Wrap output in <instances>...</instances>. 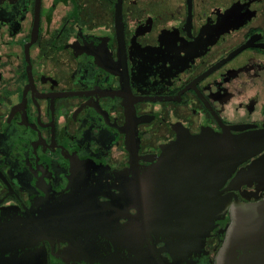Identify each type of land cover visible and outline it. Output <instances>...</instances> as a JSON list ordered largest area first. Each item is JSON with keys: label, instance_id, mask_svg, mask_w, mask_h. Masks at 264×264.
Masks as SVG:
<instances>
[{"label": "flooded vegetation", "instance_id": "obj_1", "mask_svg": "<svg viewBox=\"0 0 264 264\" xmlns=\"http://www.w3.org/2000/svg\"><path fill=\"white\" fill-rule=\"evenodd\" d=\"M262 200L264 0H0L19 264H219Z\"/></svg>", "mask_w": 264, "mask_h": 264}, {"label": "water", "instance_id": "obj_2", "mask_svg": "<svg viewBox=\"0 0 264 264\" xmlns=\"http://www.w3.org/2000/svg\"><path fill=\"white\" fill-rule=\"evenodd\" d=\"M235 216V220L246 221V224L235 228L231 248L222 252L219 264L225 261L229 264H264V200L251 205L238 202ZM2 232L0 230V264H19V251L23 247L19 241H23L27 235L19 233L16 242L3 239L5 234ZM15 245L17 249L13 248Z\"/></svg>", "mask_w": 264, "mask_h": 264}]
</instances>
